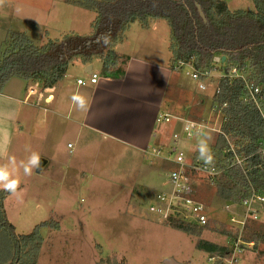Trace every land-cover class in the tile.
Instances as JSON below:
<instances>
[{"label": "rangeland", "instance_id": "374dc122", "mask_svg": "<svg viewBox=\"0 0 264 264\" xmlns=\"http://www.w3.org/2000/svg\"><path fill=\"white\" fill-rule=\"evenodd\" d=\"M7 2L8 4L4 0L0 2V11L6 12L5 16H8L12 4L11 0ZM24 31L28 35V23L24 25ZM24 36L28 38L25 34ZM0 52H3V47L0 48ZM7 83L5 86L6 93L12 92L14 96L21 97L22 99L25 98L26 93L23 91V87L26 85L25 81L20 78H11ZM28 104L18 105L17 103H13L14 106H18V110L22 111V114L29 112L30 99L28 100ZM27 119L29 121H24L20 118L16 126L12 122L6 123L8 127L0 124V166H5L6 170L11 173L12 178L19 179V187L16 193H9L4 198L2 203L3 210L9 223L14 228V232L19 235L27 234L33 230L32 171L30 175H26L24 172V166L28 164L31 157L30 116ZM22 125L25 126L21 128Z\"/></svg>", "mask_w": 264, "mask_h": 264}, {"label": "trees", "instance_id": "16d2710c", "mask_svg": "<svg viewBox=\"0 0 264 264\" xmlns=\"http://www.w3.org/2000/svg\"><path fill=\"white\" fill-rule=\"evenodd\" d=\"M0 58V91L11 78H21L29 86L28 38L11 32ZM9 192L0 191V264H34L33 230L19 235L14 232L3 210Z\"/></svg>", "mask_w": 264, "mask_h": 264}, {"label": "crops", "instance_id": "0c3cea01", "mask_svg": "<svg viewBox=\"0 0 264 264\" xmlns=\"http://www.w3.org/2000/svg\"><path fill=\"white\" fill-rule=\"evenodd\" d=\"M7 1L9 0H4V2L8 4ZM11 1L12 4L10 6V12L8 13V16H5L6 12L0 11V48L3 47V49L7 41V36L11 32H16V33L20 32L28 37L27 33L24 31V25L28 23L27 0H11ZM5 86L6 84L0 91V124L4 126L6 125V123L9 124L10 122H12L15 123L16 126V124L19 123L18 120H20V118L23 119L24 121H29V119L27 118L30 116V110H28L29 112L22 114V111L18 110V106L13 105V103H17L18 105L19 104L29 105L28 103L27 104L23 103V101L27 97L24 96L25 98L22 99L21 97L14 96V93L12 92L6 93ZM23 88H24L23 91H25L26 93V90L29 88V86L26 87L25 85ZM29 99L30 98H28V100ZM6 126L8 127V125ZM24 126L25 125H22L21 128H23ZM0 140H1V132H0Z\"/></svg>", "mask_w": 264, "mask_h": 264}, {"label": "clouds", "instance_id": "9594fccd", "mask_svg": "<svg viewBox=\"0 0 264 264\" xmlns=\"http://www.w3.org/2000/svg\"><path fill=\"white\" fill-rule=\"evenodd\" d=\"M2 2V0H0ZM73 101L77 102L80 107H83L85 101L80 95H74L72 97ZM208 151L207 147L202 145L200 152L201 157H204V154ZM210 160L211 157L209 156ZM14 163V161H13ZM41 165L40 156L38 153H33L29 158L28 164L24 166V172L26 175H30L32 168H39ZM19 187V179L12 178V175L9 171L6 170L5 166H0V190L15 194Z\"/></svg>", "mask_w": 264, "mask_h": 264}, {"label": "built area", "instance_id": "2783aa9c", "mask_svg": "<svg viewBox=\"0 0 264 264\" xmlns=\"http://www.w3.org/2000/svg\"><path fill=\"white\" fill-rule=\"evenodd\" d=\"M26 99L23 101L24 104L28 103V98H30V87L26 90Z\"/></svg>", "mask_w": 264, "mask_h": 264}]
</instances>
